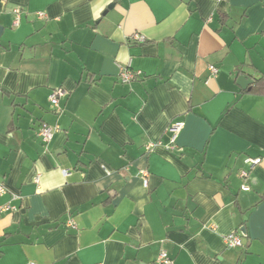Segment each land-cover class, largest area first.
<instances>
[{"label": "crops", "instance_id": "crops-1", "mask_svg": "<svg viewBox=\"0 0 264 264\" xmlns=\"http://www.w3.org/2000/svg\"><path fill=\"white\" fill-rule=\"evenodd\" d=\"M0 181V264H264V0H0Z\"/></svg>", "mask_w": 264, "mask_h": 264}, {"label": "built area", "instance_id": "built-area-1", "mask_svg": "<svg viewBox=\"0 0 264 264\" xmlns=\"http://www.w3.org/2000/svg\"><path fill=\"white\" fill-rule=\"evenodd\" d=\"M15 11L17 13V19H16V22H17L18 19H19L20 9L16 8ZM36 14H37V16L39 18H43L44 19L46 17V13L44 11H38ZM132 37H133L134 40H137V41H142L143 42V41L146 40L145 36L143 34L139 33V32L133 33ZM119 68H120V72H119L120 80L122 82H124V83L131 82L133 80L134 76H135V73L128 66L119 65ZM209 69L211 71V74H213V75H216L218 73V71H219L218 67H216L213 64L209 65ZM67 95H68L67 89L62 87V86L56 87V88H54L51 91V93L49 95V99H50L51 104L53 105L54 110L56 112L61 110V100L63 98H65ZM183 124H184L183 121L177 120V121H173L169 125L168 129L172 133L171 140H170V145H169L170 148L174 147L177 135L180 132V130L182 129ZM60 130H61V127H60V125L58 123H56V124H50L48 122H42L41 123V125L38 128V134L41 137L45 148L49 147V144L53 140L55 134L57 132H59ZM152 146H154L153 143H148V145H147V147L149 149ZM261 160H262L261 157H255V158L249 157V158H247L246 161L251 163V165L253 166V165L258 164L259 162H261ZM63 172L65 174L69 173L68 169H63ZM140 173L145 178L146 175L148 174V171H147V169H143V170L140 171ZM247 175H248V173L245 170L241 171V176L242 177H247ZM40 177H41V174H37L36 175L35 181L37 183L40 181ZM146 181L147 180L145 179V182ZM243 189L244 190H249L250 186L247 185V184H244L243 185ZM6 193H7L6 185H5L4 182L0 181V200ZM15 208H16L15 206H12L10 204H2L0 202V215L5 213V212H7V211L14 210ZM69 224L72 225V226H75V223L73 221H69ZM225 240H226L227 244L229 246H231V247H238V246H242V244H243L241 236L238 235L236 232H231V233L225 235ZM156 263L157 264H174V260L169 255L168 251L162 250L158 254V256L156 257ZM28 264H38V263L29 262Z\"/></svg>", "mask_w": 264, "mask_h": 264}, {"label": "water", "instance_id": "water-1", "mask_svg": "<svg viewBox=\"0 0 264 264\" xmlns=\"http://www.w3.org/2000/svg\"><path fill=\"white\" fill-rule=\"evenodd\" d=\"M254 80L248 75V74H241L239 75L238 79H237V83L243 88V89H250V84L253 82Z\"/></svg>", "mask_w": 264, "mask_h": 264}, {"label": "trees", "instance_id": "trees-1", "mask_svg": "<svg viewBox=\"0 0 264 264\" xmlns=\"http://www.w3.org/2000/svg\"><path fill=\"white\" fill-rule=\"evenodd\" d=\"M258 82V81H257Z\"/></svg>", "mask_w": 264, "mask_h": 264}]
</instances>
